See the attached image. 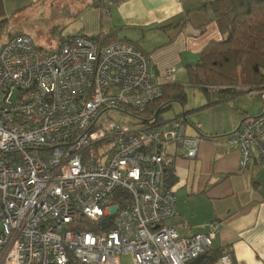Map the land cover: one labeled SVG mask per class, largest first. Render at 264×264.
Returning <instances> with one entry per match:
<instances>
[{"label": "built area", "instance_id": "2783aa9c", "mask_svg": "<svg viewBox=\"0 0 264 264\" xmlns=\"http://www.w3.org/2000/svg\"><path fill=\"white\" fill-rule=\"evenodd\" d=\"M151 59L124 41L101 46L84 34L57 49L18 34L0 47V264H188L211 249L219 226L184 237L172 190L168 147L196 159L204 138L190 136L185 116L131 130L100 122L105 111L134 115L161 97ZM164 75L172 79L173 70ZM264 95V94H262ZM139 120L138 118H136ZM140 121V120H139ZM264 112L227 137L246 171L253 150L264 158ZM107 150V151H106ZM125 190L128 209L111 204ZM101 232L78 230L80 219ZM180 227L187 228L182 222ZM212 264H232L224 253Z\"/></svg>", "mask_w": 264, "mask_h": 264}, {"label": "crops", "instance_id": "0c3cea01", "mask_svg": "<svg viewBox=\"0 0 264 264\" xmlns=\"http://www.w3.org/2000/svg\"><path fill=\"white\" fill-rule=\"evenodd\" d=\"M210 1L65 0L64 9H68L72 23L79 28L71 32L74 34H64L53 49L64 38L77 34L128 42L150 57V74L156 85L178 84L185 89L188 67L197 64L198 54L210 42L221 40ZM1 2L3 10H7L25 0ZM9 35L0 39V47L13 37ZM168 68L173 70L172 79L164 75ZM204 101L201 106L206 104ZM263 112L264 95L256 92L192 112L189 116L194 126L188 122L193 131L189 135L204 138L196 159H186L174 146L167 149L174 160L166 172L167 182L174 192L178 212V217L169 224L184 237L205 234L211 223L218 224V235L211 249L230 254L232 264H264V158L253 150L250 167L242 171L239 152L227 145V137L244 118ZM182 222L187 224L186 229L180 227ZM119 264L132 263L129 258L128 263Z\"/></svg>", "mask_w": 264, "mask_h": 264}, {"label": "trees", "instance_id": "16d2710c", "mask_svg": "<svg viewBox=\"0 0 264 264\" xmlns=\"http://www.w3.org/2000/svg\"><path fill=\"white\" fill-rule=\"evenodd\" d=\"M113 1L121 3L125 0ZM208 4L221 40L210 42L198 54L197 64L188 67V84L199 88L207 102L195 110L182 111L180 115L186 119L192 112L212 108L229 98L253 92L264 94V0H211ZM3 15L0 0V18ZM5 24L6 20L0 22V31L5 28ZM18 34L20 33H14L12 36ZM99 37L91 39L101 46L116 42ZM160 90V98L150 104L143 113L133 115L142 125L161 124V115L171 108L172 102L184 104V86L174 84L160 87ZM169 187L166 174L163 188L169 190ZM111 204H117L119 210H124L129 208L131 199L125 190L117 189ZM113 218L114 216H110L99 223L80 219L81 225L77 229L98 233L108 229ZM221 255L223 251L220 249H209L188 264H212L217 262ZM67 264L82 263L71 257Z\"/></svg>", "mask_w": 264, "mask_h": 264}, {"label": "rangeland", "instance_id": "374dc122", "mask_svg": "<svg viewBox=\"0 0 264 264\" xmlns=\"http://www.w3.org/2000/svg\"><path fill=\"white\" fill-rule=\"evenodd\" d=\"M64 1L65 0H25V2L20 5H13L11 8L8 7L7 10H3L4 15L0 18V22L6 20L5 28H2L4 34H0V39L7 37L8 34L26 33L34 40L37 48L46 49L48 51L55 50L56 48L53 49V47L58 44L64 34H74L71 32H75V30L79 28L74 22L72 23V17H69L66 11L68 9H64L66 6ZM72 1L78 2L80 0ZM87 1L91 2V0ZM68 19H71V21L67 22ZM187 86L188 87L184 89L186 95L184 104L172 102L171 108L161 115L163 123L174 120L182 111L187 112L196 107L200 108L201 104L205 102V95L199 88L190 84ZM133 115L134 114L129 111L119 112L108 110L103 113L100 122H115L129 127L131 130H135L142 125ZM187 120L189 123H192L193 118L188 116ZM192 133V129L189 128L188 134ZM120 261L128 263L129 257L122 256Z\"/></svg>", "mask_w": 264, "mask_h": 264}, {"label": "water", "instance_id": "95a60500", "mask_svg": "<svg viewBox=\"0 0 264 264\" xmlns=\"http://www.w3.org/2000/svg\"><path fill=\"white\" fill-rule=\"evenodd\" d=\"M194 64H195V63H194ZM194 64H193L192 66H195V65H196V64H195V65H194Z\"/></svg>", "mask_w": 264, "mask_h": 264}]
</instances>
